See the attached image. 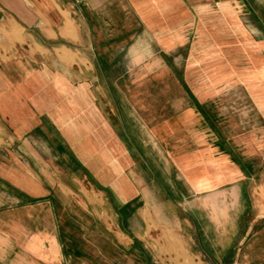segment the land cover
I'll use <instances>...</instances> for the list:
<instances>
[{
	"label": "crops",
	"instance_id": "obj_1",
	"mask_svg": "<svg viewBox=\"0 0 264 264\" xmlns=\"http://www.w3.org/2000/svg\"><path fill=\"white\" fill-rule=\"evenodd\" d=\"M0 264H264V0H0Z\"/></svg>",
	"mask_w": 264,
	"mask_h": 264
}]
</instances>
